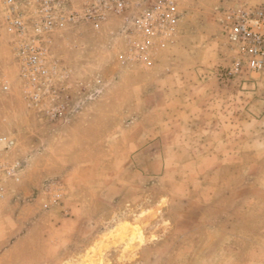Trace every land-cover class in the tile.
I'll list each match as a JSON object with an SVG mask.
<instances>
[{
	"label": "rangeland",
	"instance_id": "1",
	"mask_svg": "<svg viewBox=\"0 0 264 264\" xmlns=\"http://www.w3.org/2000/svg\"><path fill=\"white\" fill-rule=\"evenodd\" d=\"M88 1L70 3L83 11ZM155 1L126 0L125 10L107 11L99 26L80 19L58 24L51 41L41 43L48 72L33 75L25 73L18 52L27 54L25 38L35 30L29 24L23 35L9 31L0 0V163L23 165L20 181L0 179L6 190L0 264H264V192L255 177L256 168L264 169V69L229 73L235 52L221 22L237 4L264 0H179L177 22L164 41L144 26ZM23 7L31 22L32 9ZM165 70L179 72L184 122L171 126L176 138L172 131L163 153L156 102L173 92L131 87L140 73L144 86H156ZM128 99L138 105L127 106ZM136 111L144 112V155L132 160L159 169L144 177L141 199L120 206L114 200L124 172L110 186L115 171L104 164L131 162L116 134L122 138L123 118ZM205 114L224 117L199 123ZM203 142L215 152L227 146L228 153L208 156L219 158L212 170L197 174L192 150ZM96 159L104 168L93 186L87 163ZM79 166L81 183L67 178L77 177ZM203 205L204 220L232 230L238 255L224 249V237L195 223Z\"/></svg>",
	"mask_w": 264,
	"mask_h": 264
},
{
	"label": "built area",
	"instance_id": "2",
	"mask_svg": "<svg viewBox=\"0 0 264 264\" xmlns=\"http://www.w3.org/2000/svg\"><path fill=\"white\" fill-rule=\"evenodd\" d=\"M71 0H3L7 12L5 15L9 31L19 35L27 33L31 24L35 36L27 37L29 43L27 54L19 51L25 60L26 74L47 73L44 58L47 48L42 44L48 43V36L53 29L71 21L87 20L99 26L105 13L109 10L122 12L126 8V0H89L83 11L73 8ZM179 0H156L144 13V26L147 31L164 41L167 29L175 26L177 22V6ZM23 6L30 7L33 20L29 21L23 12ZM225 36L234 57L229 73L252 71L261 72L264 69V4H248L242 2L225 11L221 19ZM39 43L38 48L31 46ZM18 48V47H17ZM13 144V141H9ZM22 163H0V179L21 180ZM6 196L4 185H0V198Z\"/></svg>",
	"mask_w": 264,
	"mask_h": 264
},
{
	"label": "crops",
	"instance_id": "3",
	"mask_svg": "<svg viewBox=\"0 0 264 264\" xmlns=\"http://www.w3.org/2000/svg\"><path fill=\"white\" fill-rule=\"evenodd\" d=\"M126 76H129V74H125ZM177 75H179L178 71L175 70H165L164 72L159 73V76L161 78V81L158 82L155 86V84H150V86H144V74L140 73V76L138 77V80H135L132 85V89H142V90H153V89H157L158 91H162V93L164 94H168V92H173L172 96H166L168 98L165 97H160L158 96L157 98V102H156V106L158 108V113L156 116V129H157V143L160 145L161 148H163L162 152L164 153V148L166 146H170L166 143V140L168 141V138L170 136V133L172 132L173 134V139L176 138V134H175V129L172 130L171 126H177V124L179 123L180 125L183 124V120H182V110L181 107L184 105L183 101V95H177V93L180 92L181 89V83L179 82V78H177ZM181 75V74H180ZM128 79V78H127ZM204 80V79H203ZM200 81L199 84H203L204 85V81ZM193 86V84L191 85ZM127 89V87H126ZM149 97V96H148ZM147 97V98H148ZM138 103V102H137ZM136 102L134 103L131 100H126V105L131 106V105H138ZM213 103V102H212ZM140 105L141 107L144 106V98L140 101ZM198 106H202V104H198ZM208 106V105H207ZM207 106H204L205 108H207ZM171 107V108H169ZM203 107V106H202ZM222 107V106H220ZM169 108V109H168ZM223 108V107H222ZM173 110V111H172ZM206 110V109H205ZM137 112V111H136ZM172 112V113H171ZM171 113V114H170ZM220 117H224L223 115H215V118H213L212 116H209L207 114L201 116V120L199 121V123L203 124H207V123H212L213 121L218 122L219 120H217ZM181 118V120H180ZM217 118V119H216ZM236 120L239 119V116L236 115L235 116ZM124 122V123H123ZM221 122H224L223 120ZM122 123L125 124V126H123V132H122V138L118 137V133L116 134L117 139H121V141L123 142V149L121 150V154L122 156L125 158V160L129 161L131 160L130 163H125L123 165H117L116 163H113L112 161H110L107 164H104V167L108 168L109 171L111 172L112 170L115 171L113 180H109V185L113 186L115 184V182H117L116 179V175L117 172L118 173H123V175L120 177V179L122 178V182H121V186H122V190L119 192L118 194V198H115L114 201L118 202V204L120 206H123L125 204H130L131 202H135L138 199H141L144 195V177L147 179H150V177H152V173L155 171H158L159 166L157 165H144V162H136L133 159L134 156L136 155H144V130H146L145 126H144V112L143 111H138L136 113L135 116H129L126 115L123 120ZM193 136L194 137H198L200 139H202V133L194 130L193 132ZM115 134V132H114ZM113 135V134H112ZM115 136V138H116ZM205 138H208L207 136ZM261 139V138H260ZM206 141V140H205ZM260 141V140H259ZM263 144V142L259 143V146L262 147L261 145ZM125 145V146H124ZM132 147V148H131ZM211 148H214L213 145H209L207 146L206 142L203 143H199V145L194 146L193 150H192V154L194 155L193 157V161H194V171L197 174H201L202 172H207L208 170H212V168L214 167V161L217 160L219 157H217L216 159H213L211 157L208 156H212V155H221V154H227L228 150H227V146H222L220 149L221 151L215 152L214 150L211 151ZM166 152V151H165ZM115 152L111 151V149H109V154L113 155ZM116 154V153H115ZM114 154V155H115ZM117 156V154H116ZM205 158L206 160L210 159L211 161H207L203 166L199 165V159L200 158ZM221 164H223L224 162L221 160V162H218ZM86 164V163H85ZM87 166L90 167L92 166V175L88 176V179H90V183L94 186L95 184H97L98 182H100L99 180V175H100V169L104 168L101 166V162L99 159L93 160L91 161V163H87ZM183 165H180V169H182ZM79 167H77L76 169V174L77 177H74L73 174L71 175H67V178H75V180L77 182L82 181L79 178ZM162 171H168L169 167L168 165L162 166L161 167ZM264 175V169L260 171L259 168H256L255 170V177H258V183H259V188L262 192H264V177H260ZM119 175V174H118ZM260 175V176H259ZM119 179V180H120ZM193 180V179H192ZM191 180V181H192ZM81 183V182H80ZM84 183V182H82ZM88 183V182H85ZM81 187V184H79ZM83 190V189H82ZM79 192V191H78ZM79 195H83V192L81 191V193H79ZM100 198V194L97 192L93 193V197H92V202H97L99 201ZM201 208H199V215H198V222H195L196 224L198 223H205L204 225L207 227H209L210 229H212V234L216 235L218 234L220 237H224L226 240L222 243V245H224V249H226V251H228L229 253H234L232 254L233 256L238 255L239 253V248L232 244L231 241H229V237L232 234V230L225 227L224 225H222L221 223L217 224L210 221H206V219L204 220V208L205 205L200 206ZM222 262V261H221ZM220 262V263H221ZM222 264V263H221Z\"/></svg>",
	"mask_w": 264,
	"mask_h": 264
}]
</instances>
